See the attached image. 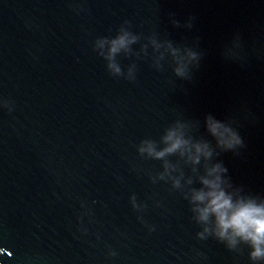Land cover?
Returning a JSON list of instances; mask_svg holds the SVG:
<instances>
[{
  "label": "water",
  "instance_id": "water-1",
  "mask_svg": "<svg viewBox=\"0 0 264 264\" xmlns=\"http://www.w3.org/2000/svg\"><path fill=\"white\" fill-rule=\"evenodd\" d=\"M217 175L264 204V0H0V264H264L201 220Z\"/></svg>",
  "mask_w": 264,
  "mask_h": 264
},
{
  "label": "clouds",
  "instance_id": "clouds-1",
  "mask_svg": "<svg viewBox=\"0 0 264 264\" xmlns=\"http://www.w3.org/2000/svg\"><path fill=\"white\" fill-rule=\"evenodd\" d=\"M125 44V37H120L119 40L113 42L111 52L114 54L118 49ZM176 55V52H173ZM188 56L190 60H197V53L189 50ZM187 65L178 67L176 75L186 77ZM119 71V69H117ZM209 131L213 136L218 138L219 145L225 150H234L237 146H243V141L237 132L231 128L209 119ZM176 133L172 132L168 135L167 140H173ZM186 141L176 138L171 144V147L165 149V152L158 153L159 157L164 156L166 153H172L180 149ZM208 146L204 145L203 148L199 145L196 146V157L194 162L199 163V156L201 153L208 158L211 152L207 151ZM227 172L226 168L222 165H215L209 175L213 173ZM204 185L211 189V191L204 193H197L195 199L200 202L208 200L207 207L201 209V220L207 221L210 214L216 217L218 235L220 238L229 237L230 246H235L236 238L238 237L245 243H249L254 249L251 253L253 260L264 259V204H257L255 200L249 199L247 201L241 199L233 202L230 195H227L220 187V176L217 175L214 181L205 179Z\"/></svg>",
  "mask_w": 264,
  "mask_h": 264
}]
</instances>
